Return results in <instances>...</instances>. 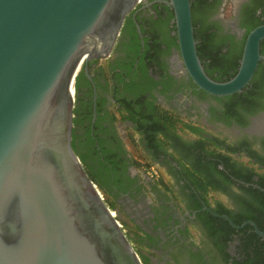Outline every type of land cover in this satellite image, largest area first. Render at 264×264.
<instances>
[{
  "label": "flooded vegetation",
  "instance_id": "obj_1",
  "mask_svg": "<svg viewBox=\"0 0 264 264\" xmlns=\"http://www.w3.org/2000/svg\"><path fill=\"white\" fill-rule=\"evenodd\" d=\"M163 1L143 0L130 14L132 19L137 15L145 36L156 33L160 43L156 59L145 57L144 43L136 46L131 41V28L124 27L123 20L108 56L91 58L80 65L84 78H80L77 92L80 121L74 127L73 151L82 154L89 172L100 177L106 189V172H115L118 187H111L109 199L115 201L113 210L122 229L147 264H251L252 256L249 261L246 259L247 250L238 235L222 241L219 234L207 231L208 221L197 214L207 211L224 219L221 215L225 214L211 210L217 202L233 215L247 211L238 200L250 198L239 187L242 184L222 172H255L264 176V42L261 40L258 48L262 58L242 91L246 94H207L190 80L178 53L167 55L168 38L151 21L156 18L153 6L162 14L160 19L168 15V5ZM215 1L207 0L198 7L194 20L197 28L206 32L209 47L219 49L213 77L223 72L220 79L224 80L233 71V62L240 58L235 59L238 46L234 42H239L247 26L264 21V0H219L218 5ZM168 34L172 36L173 32ZM148 61L152 66H148ZM125 101L131 103L132 119L124 117L117 103ZM155 106L180 118L178 132L161 128L153 131ZM87 107L90 113H85ZM211 150L214 156H209ZM105 156L113 167L105 161V169L100 163ZM152 165L160 172L158 178L145 175ZM163 169L181 177V185L171 192L159 184ZM184 172H205L217 187L207 205ZM184 181L189 187L183 185ZM252 188L264 195V188L255 184ZM143 189L150 198L157 199L156 206L146 202ZM257 202L249 203L255 207L259 206ZM247 221L251 220L241 224H249ZM246 236L251 238L250 234Z\"/></svg>",
  "mask_w": 264,
  "mask_h": 264
},
{
  "label": "water",
  "instance_id": "obj_2",
  "mask_svg": "<svg viewBox=\"0 0 264 264\" xmlns=\"http://www.w3.org/2000/svg\"><path fill=\"white\" fill-rule=\"evenodd\" d=\"M136 1L0 0V264H142L70 143L80 65L108 56ZM163 2L195 86L214 96L244 88L264 24L246 34L234 75L216 81L196 54L189 0Z\"/></svg>",
  "mask_w": 264,
  "mask_h": 264
},
{
  "label": "trees",
  "instance_id": "obj_3",
  "mask_svg": "<svg viewBox=\"0 0 264 264\" xmlns=\"http://www.w3.org/2000/svg\"><path fill=\"white\" fill-rule=\"evenodd\" d=\"M150 1V0H149ZM207 0H189L190 2V13H191V23H192V29H193V38L195 40V50L196 54L198 56V59L200 60V63L202 65V68L206 75H208L210 78L216 81H223L220 79V76L223 74V72H219L216 74V77H213L214 65L216 64V60L219 56V49L213 50V48L209 47V42L207 40L206 32L204 30L201 31V29H198L196 26V22L194 20L195 11L198 7L206 4ZM219 0L215 1V5H218ZM164 7V6H162ZM154 12L156 14V18L154 20H151L152 22L159 26L160 32H164L165 36H167V42L166 47H169V50L167 51V55L171 53H178L177 44L175 42V35H174V25H173V16H172V10L169 6H165V10L169 9L168 15L165 16L164 19H160V16L162 15L159 11L156 10L155 6H153ZM133 11V10H132ZM130 11L125 17H124V27L129 26L131 28L132 33V39L131 41L136 46H140L142 43H144V53L145 57H149V59H156V54L160 50L159 41L156 39V33L153 32L152 36H145V28L142 27L141 23L137 20V15L134 19L131 18L130 14L132 13ZM149 19H151L152 15L148 16ZM264 21H257V23L252 24L251 26H247L245 29V32L243 33L242 38L239 40V42H234L238 46V53L236 55L235 59H238L240 57V51L242 49V44L245 39L246 34L251 30L256 24H262ZM122 25V28H123ZM138 27V29H137ZM121 28V29H122ZM168 32H173L172 36H168ZM264 42V40H262ZM140 44V45H139ZM148 66H152L151 63ZM238 66V62L235 60L231 66L233 68V71L230 74H226V77L224 80L230 78L234 73L236 72ZM226 73V72H224ZM215 74V73H214ZM84 78L82 69L79 68L75 78H74V102H73V109H72V129H71V147L74 150V145L72 144V138L75 136V125L79 123L80 119H77V106L76 101L79 99L77 96L78 92V86L80 82V78ZM246 89V86L241 89L240 92L234 93L229 95V97H238L239 95L246 94L245 92H242ZM251 90H248V93ZM238 93H241L238 95ZM240 98V97H239ZM237 101V100H236ZM238 102V101H237ZM120 106V109L124 111V117H129L130 115H133V113L130 111V105L128 101L126 102H117ZM156 111V116L154 117L153 124L151 125L153 131L161 128L162 129H168L172 130L173 132L179 131V122L181 121L180 118H178L176 115L171 114L167 112L166 110L162 109L159 106L154 107ZM85 113H90L89 107L85 109ZM88 117V116H87ZM131 118V117H129ZM132 119V118H131ZM161 126V127H160ZM185 127H188L189 129H195L194 127L190 125H185ZM164 141V140H163ZM201 146L203 145L202 141H197ZM214 151H209V156H214ZM82 163V166L84 168L85 173L87 174L88 178L95 184L97 189L100 191L102 196H105V200L108 203L110 209H113L115 206V201L109 199V195H111V187H118L117 180L118 178L115 175V172H106L107 175V182L109 188H105V184L102 181L100 177H97L92 172H89L87 167L84 164V158L82 154L75 153ZM103 161H100L101 164L106 168H108V165L105 163V161L112 165L113 163L110 161V159L105 156L103 157ZM202 172H184L185 178L188 180L191 185L194 186V189L199 191L200 193V200L205 203V205L208 204V196L214 192L217 187L211 184V181L208 177H206V174H201ZM227 178H230V180L239 181L242 186H239L241 189H243L248 196L249 199H238L239 202L242 204H245L246 210L244 213H237L232 214L230 209H227L223 204L217 202V206L214 209H211L212 212L216 214H225L229 217V219L232 221L234 225H240L245 220H251L255 223L256 227L260 231H264V195L260 193L256 188H252V184L258 185L261 188H264V176H257L255 172H222ZM257 177V180L254 181L253 177ZM181 178V177H180ZM159 184H163L161 179L158 180ZM186 187L188 186L187 181H184ZM248 184V185H247ZM167 188V187H166ZM119 191V190H118ZM195 193V192H193ZM196 196V194H194ZM198 200V199H197ZM252 200V202L259 203V206H252L251 203H249ZM198 216L205 219L206 222V228L208 232H211L213 234H219L221 237L220 239L222 241H225L227 239H230L232 235H238L239 239H241V245L244 246V248L247 250L245 253L246 259H248L250 256H252V262L251 264H264V241L259 240V237L253 232L252 226L250 224H245L241 228H233L231 227L224 219L213 216L207 211H201ZM261 217V218H260ZM251 235V238H247L246 235ZM261 243V244H259ZM139 254V253H138ZM139 258L142 262V264H147L145 257L139 254Z\"/></svg>",
  "mask_w": 264,
  "mask_h": 264
},
{
  "label": "crops",
  "instance_id": "obj_4",
  "mask_svg": "<svg viewBox=\"0 0 264 264\" xmlns=\"http://www.w3.org/2000/svg\"><path fill=\"white\" fill-rule=\"evenodd\" d=\"M161 181L163 182V184L165 185L164 187L168 188V192H171L173 189H175V187L180 186L181 184V178L177 175V172H166L164 171V169L161 171ZM214 195V194H212ZM154 200V199H152ZM156 200V199H155Z\"/></svg>",
  "mask_w": 264,
  "mask_h": 264
},
{
  "label": "rangeland",
  "instance_id": "obj_5",
  "mask_svg": "<svg viewBox=\"0 0 264 264\" xmlns=\"http://www.w3.org/2000/svg\"><path fill=\"white\" fill-rule=\"evenodd\" d=\"M227 8H230L229 7V3H227ZM228 12L229 11H227V12H225L226 13V15L228 14ZM142 194L144 195V198L146 199V202L148 203V204H153V206H156L158 203H157V199L156 200H152V198H150V195H149V193L145 190V189H143L142 190ZM170 193H169V197H170ZM214 196V195H213ZM212 198V193L208 196V198ZM216 197V196H215ZM103 198H104V200L106 199L105 198V196H103ZM221 200H223L221 197H219ZM106 201V200H105ZM107 203V202H106ZM108 204V203H107ZM112 211L114 212V214H115V217H116V219L118 220V223L121 225V227H122V223H121V221L117 218V216H116V212L112 209ZM130 228H134V226L132 227H130ZM132 244V243H131ZM132 246H133V248H134V250L136 251V253L138 254V251L135 249V247H134V245L132 244ZM138 256H139V254H138Z\"/></svg>",
  "mask_w": 264,
  "mask_h": 264
},
{
  "label": "built area",
  "instance_id": "obj_6",
  "mask_svg": "<svg viewBox=\"0 0 264 264\" xmlns=\"http://www.w3.org/2000/svg\"><path fill=\"white\" fill-rule=\"evenodd\" d=\"M142 2H143V0H137L136 6L141 4ZM145 175L149 178H158V176L160 175V172L158 171V169L155 166L152 165L146 169Z\"/></svg>",
  "mask_w": 264,
  "mask_h": 264
},
{
  "label": "bare ground",
  "instance_id": "obj_7",
  "mask_svg": "<svg viewBox=\"0 0 264 264\" xmlns=\"http://www.w3.org/2000/svg\"><path fill=\"white\" fill-rule=\"evenodd\" d=\"M113 214V213H112Z\"/></svg>",
  "mask_w": 264,
  "mask_h": 264
}]
</instances>
